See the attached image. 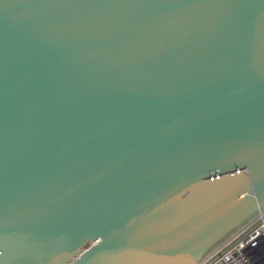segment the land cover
<instances>
[{"label": "water", "instance_id": "95a60500", "mask_svg": "<svg viewBox=\"0 0 264 264\" xmlns=\"http://www.w3.org/2000/svg\"><path fill=\"white\" fill-rule=\"evenodd\" d=\"M264 211V0H0V264H199Z\"/></svg>", "mask_w": 264, "mask_h": 264}, {"label": "built area", "instance_id": "2783aa9c", "mask_svg": "<svg viewBox=\"0 0 264 264\" xmlns=\"http://www.w3.org/2000/svg\"><path fill=\"white\" fill-rule=\"evenodd\" d=\"M199 264H264V211Z\"/></svg>", "mask_w": 264, "mask_h": 264}]
</instances>
